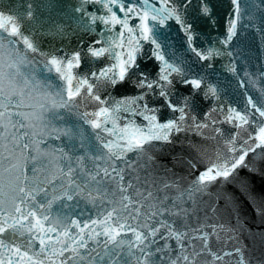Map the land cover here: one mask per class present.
I'll list each match as a JSON object with an SVG mask.
<instances>
[{"label": "snow or ice", "instance_id": "6c2138e0", "mask_svg": "<svg viewBox=\"0 0 264 264\" xmlns=\"http://www.w3.org/2000/svg\"><path fill=\"white\" fill-rule=\"evenodd\" d=\"M0 264H264V0H0Z\"/></svg>", "mask_w": 264, "mask_h": 264}, {"label": "water", "instance_id": "95a60500", "mask_svg": "<svg viewBox=\"0 0 264 264\" xmlns=\"http://www.w3.org/2000/svg\"><path fill=\"white\" fill-rule=\"evenodd\" d=\"M217 3L219 5V15L220 16H223L225 7L227 5V0H217ZM199 28L200 29H203V30H208L209 32H211V27H210V25H208V23L206 21H200L199 22ZM252 56L254 57V60H253V70L254 71L261 70L260 67H259L261 53H259L258 51H253L252 52ZM160 159L164 163H167L168 162V160H169V153H168V150L167 149H162L161 150Z\"/></svg>", "mask_w": 264, "mask_h": 264}]
</instances>
